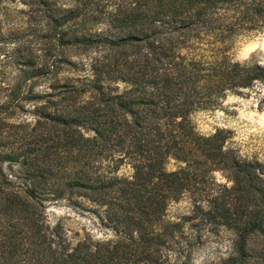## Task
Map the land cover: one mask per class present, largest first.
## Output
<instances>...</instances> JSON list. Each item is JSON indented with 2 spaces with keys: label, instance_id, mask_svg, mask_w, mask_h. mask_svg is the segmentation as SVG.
<instances>
[{
  "label": "trees",
  "instance_id": "1",
  "mask_svg": "<svg viewBox=\"0 0 264 264\" xmlns=\"http://www.w3.org/2000/svg\"><path fill=\"white\" fill-rule=\"evenodd\" d=\"M73 1H39L48 33L58 46L105 52L83 77H54L43 94L15 89L0 105V264H189L202 235L219 228L235 235L223 264H264L254 240L264 236V165L191 119L264 83V66L231 57L238 37L264 26V0ZM54 58L21 68L18 87L53 75L57 60L76 66ZM32 98L45 99L36 124L9 123ZM124 165L129 174L118 172ZM182 199L190 210L172 219L168 209ZM57 203L112 236L85 230L73 241L47 219Z\"/></svg>",
  "mask_w": 264,
  "mask_h": 264
},
{
  "label": "rangeland",
  "instance_id": "2",
  "mask_svg": "<svg viewBox=\"0 0 264 264\" xmlns=\"http://www.w3.org/2000/svg\"><path fill=\"white\" fill-rule=\"evenodd\" d=\"M39 1L41 0H0V105L10 102L15 89L17 93H23L29 85L35 93L43 94L51 91L50 85L54 77H83L90 72L91 60L105 52L101 46H76L67 41L58 46L52 33H48ZM56 3L73 5L74 1L56 0ZM104 27L105 24L100 23L93 26V30ZM52 53L54 54L51 56ZM56 55L58 57L62 55L63 59L72 61L76 66L57 60L58 67L55 68L56 72L53 75L50 73L40 75L18 87L21 68L31 66L41 68L47 58L52 63ZM231 57L240 63L257 62L264 66V26L238 37L231 50ZM263 98L264 83L257 82L241 94H227L215 107L195 111L191 119L201 134L209 135L217 130H223L227 136L226 145L233 149L239 158L264 165ZM44 100L24 99L22 106L8 115L7 121L14 125L28 124L31 128L38 119L36 107ZM175 166L172 162L167 164L168 169H174ZM3 167L5 171L11 172L6 163ZM12 169L16 170L17 166L14 165ZM118 172L129 174L131 168L124 165ZM215 177L217 183L225 182L224 175L219 171ZM189 210L188 199H182L170 205L168 215L175 219L187 214ZM45 213L50 223L60 221L67 236L73 241L82 238L85 230L90 231L93 238L112 236L105 235L107 232L88 215L64 203L47 206ZM202 238L205 241L191 251L189 264H223L222 261L232 251L235 238L233 231L219 228L216 233L202 235ZM254 240L264 244V236L255 237Z\"/></svg>",
  "mask_w": 264,
  "mask_h": 264
}]
</instances>
